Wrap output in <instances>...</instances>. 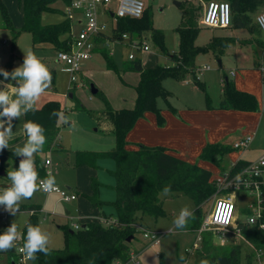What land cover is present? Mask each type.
<instances>
[{
  "label": "rangeland",
  "instance_id": "rangeland-1",
  "mask_svg": "<svg viewBox=\"0 0 264 264\" xmlns=\"http://www.w3.org/2000/svg\"><path fill=\"white\" fill-rule=\"evenodd\" d=\"M149 15L153 20V28L161 30L164 34V42L167 51H162L152 38V31L147 30L143 36L133 33L134 38H142L149 46L148 51L136 50L132 46L115 43L114 59L118 68H122L124 62L129 60V54L133 53L136 58L142 60L143 66L150 68L156 64L173 66L175 60L171 57L177 54L180 48V35L177 27L182 20L183 8L179 3L187 0H143ZM194 5L202 4L205 8L207 1L189 0ZM14 26L19 29L23 25V11L19 6V0H5ZM54 9L43 13V24H55L67 18L65 14L67 5L61 0L53 4ZM111 4V8H114ZM98 19L106 24L105 33L113 34L115 20L103 7L98 8ZM257 12L252 14L256 20ZM232 19V17H231ZM83 29L82 25L73 23L72 37L78 36ZM213 36L234 37L235 42L226 47V52L220 57L223 68L219 66V58L211 51L197 55L194 72H188L184 79L166 77L163 79V86L170 94L158 98V106L163 111L170 110L173 106L179 109L191 107L193 111L201 108L207 110H221L219 107L222 97L223 82L221 79L225 73L230 80H234L230 75L231 71L237 74L239 79V89L252 92L256 95L259 103L258 111H233L222 116H216L208 120L205 125L206 136L212 138L208 143L215 142L226 146H232L242 134H254L250 147L244 151L234 149L225 156L220 165L211 161H203L199 156L194 159V163L210 169L213 179L221 176L225 171L231 169L232 164L242 156L251 160L258 158L264 153V60L262 59V47L256 41H250L253 37L249 28H220L210 27L201 24V29L196 40L199 46H206ZM264 39V35H260ZM99 49V48H98ZM31 50L48 67L56 70L55 83L40 96L36 102V107L41 108L48 100H57L61 103L62 112L60 118L59 137L61 141L57 146L49 151H40L34 154L39 162H44L46 158L52 164L45 167L49 171L48 175L55 177V184L63 189L70 190L76 194V199L64 201L57 193H45L39 186L38 162L35 160V171L38 174L36 181L38 190L29 199H22L19 205L37 204L41 206L39 213L40 228L48 233L51 248H62L64 246V231L66 228H73V223L77 220L86 225L94 221H100L103 225L106 222L100 219L101 211L92 208L88 203L85 194L92 192L91 176L104 185L99 191L101 199L108 201L104 207V212L110 218L115 219V207L113 201L116 192L113 186L116 184L115 178L110 171L115 168L113 159L105 158L100 160V168L96 171L88 167H76L74 165L75 155L80 150L105 151L111 150L115 145L112 122L104 113V102L99 94L90 92V83L93 82L100 92L107 96L114 108H131L134 106L136 91L134 86L139 82L140 74L137 71L121 70L117 72L108 68L105 57L100 53H95L92 58L84 62L79 72L78 82L72 84L71 72L66 71V66L58 61L57 50L52 45L45 43L34 48L30 32H21L16 40H13L12 32L9 28L0 24V68L10 65L13 69L21 66L27 52ZM209 66L210 69H204ZM195 77L205 83V88L199 87L195 83ZM4 79V78H0ZM75 85V98L69 95L71 87ZM209 98V102L207 100ZM209 103L211 107H208ZM227 111V110H226ZM153 113V112H152ZM156 117V114L153 113ZM144 118V117H143ZM157 120V118H156ZM245 136V135H244ZM133 147V143H130ZM205 147V146H204ZM203 150V148H202ZM202 152V151H201ZM20 159L10 157L5 163L6 172L18 170ZM48 176V177H49ZM46 179V178H45ZM11 186V181L7 175H0V190ZM69 187V188H68ZM163 201V208L166 216L157 219L151 216H144L140 220L141 228L156 229L161 232L160 241L157 244L150 243L148 238L143 236V231L137 233L131 247L140 250L141 264H198V255L191 253L194 245L199 244V234L194 229H175L173 220L179 215L180 210L187 206L194 210L193 200L183 193L177 195H160ZM237 212L240 221H244L248 216V203L254 196L248 192L240 191L237 194ZM213 204V197H210L203 205L204 213L207 215ZM3 215H0V233H4L12 224L17 227L18 239L21 240V232L29 216V211L19 210L15 215L5 210L0 205ZM67 211L70 213L67 214ZM170 229L172 231H170ZM231 235V234H228ZM226 243L238 242L241 245V264H247L251 254L250 264H258L253 247L243 239L234 236H226ZM17 246L13 250L0 251V264H11L10 253H16ZM264 250V249H263ZM160 252V254H158ZM184 257V260H181ZM28 264H38L37 260L31 259ZM264 264V260H263Z\"/></svg>",
  "mask_w": 264,
  "mask_h": 264
},
{
  "label": "trees",
  "instance_id": "trees-1",
  "mask_svg": "<svg viewBox=\"0 0 264 264\" xmlns=\"http://www.w3.org/2000/svg\"><path fill=\"white\" fill-rule=\"evenodd\" d=\"M56 1L58 0H19V6L23 11V25L17 29L13 24L5 0H0V24L11 30L14 41L21 32L26 31L31 33L34 48L48 43L57 51H68L73 42V23L71 20L67 17L55 24H43L42 22L43 13L53 10V4ZM61 1L66 5L72 2V0ZM227 1L230 2L232 14L229 27L249 28L253 34L250 41H256L262 47V59L264 60V39L260 37L262 32L252 17L254 12L264 8V0ZM179 5L183 8L182 20L177 27L180 35V48L177 54L171 56L175 60L173 66L156 64L146 68L143 66L142 60L135 57L124 62L122 68H118L114 57L109 55L107 48L95 50L105 57L108 68L117 72L133 70L140 74L139 82L134 86L136 97L134 106L131 108H114L106 95L102 94L100 90L97 92L104 102V113L112 122L114 147L105 151L80 150L76 152L74 160L76 167H89L95 170L100 168V160L105 158L114 160L115 168L110 171L116 181L113 186L116 197L112 202L115 207L114 223L103 225L100 221H92L79 229L66 228L64 246L55 249L47 245L49 249L47 255L43 252L35 254V260L38 264H114L117 260L126 261L132 250L131 244L137 237V233L141 231L136 226L137 224L140 225V220L144 216H151L155 219L166 216L160 197L166 186L171 189L170 195L183 193L190 197L195 204L194 215L188 220L186 229L197 230L201 226L205 217L203 205L217 190L212 171L198 163L182 159L164 146L135 143L133 148H130L128 147L130 142L127 139L128 133L138 119L143 118L147 112L156 114L159 126L165 124V117L157 103L160 96L166 98L170 94L163 86V79L166 77L184 79L188 72L195 71V60L198 54L211 51L220 58L226 47L236 40L229 36H214L206 46L197 45L196 40L201 29L204 7L201 3L194 5L189 0L185 3H179ZM147 30L152 31V38L161 50L167 51L164 34L161 30L153 28V20L147 8L139 18L129 16L118 18L115 21L113 34L107 35V37L113 38L123 32L137 33L139 36H143ZM219 66L223 68L222 62ZM2 69L9 73L14 70L10 65H6ZM48 69L52 76L51 83L54 84L56 70L54 68ZM223 76L222 97L219 104L221 109L248 112L259 110L258 99L254 93L237 88L234 80H230L225 73ZM0 78L4 77L0 75ZM9 79L12 80L11 77ZM12 81L16 85V81ZM194 81L199 87L205 88V83L199 78L195 77ZM75 88L73 85L70 89L71 98H75ZM207 100L209 102V98ZM207 104L208 107H211L209 103ZM53 111L62 112L61 103L57 100H48L41 108L34 107L33 111L25 114V122L34 121L44 129L43 134L46 137V142L40 151L49 152L56 146L61 116L52 115ZM170 111L178 114L177 109L173 106L170 107ZM24 139L27 140L25 133ZM233 150L232 146H226L219 142L208 143L199 157L204 161H211L220 165L221 160ZM10 157L18 159L20 156H16L14 150L4 149L0 151V175L1 172L7 175L5 163ZM34 160L38 162L39 177L45 178L44 164L39 162L37 157H34ZM248 162L238 159L231 166V173L237 172ZM103 185L96 176H92V192L85 194V197L92 208L101 211L102 217L110 218L103 211L108 201L99 196V191ZM19 210H27L30 213L21 232V243L24 244L28 226L40 227L41 206L37 204L19 205ZM214 238L215 232L213 230L205 231L202 234L201 241L195 249L199 257L198 264L204 260L208 261V264H241L240 243L222 244L214 242ZM243 240L250 244L253 250L264 249V229H245ZM12 250L13 248L9 251ZM10 257L11 259L14 257L13 252L10 253ZM250 257L251 254L247 264H250Z\"/></svg>",
  "mask_w": 264,
  "mask_h": 264
},
{
  "label": "built area",
  "instance_id": "built-area-1",
  "mask_svg": "<svg viewBox=\"0 0 264 264\" xmlns=\"http://www.w3.org/2000/svg\"><path fill=\"white\" fill-rule=\"evenodd\" d=\"M111 4H114V8H111ZM222 5H228L226 21L222 20ZM103 7L116 21L120 17H134L139 18L143 15L146 8V4L143 0H72L71 4L67 5L65 14L71 20L72 23L83 24V29L79 32L78 36L73 38L71 49L68 51L58 50V61L66 66V69H71L72 84L78 82L79 72L83 63L92 58L97 48H107L109 55H114V44L120 43L132 46L136 50L148 51L149 46L142 38H134L130 32H123L116 37L105 36L106 24L101 23L98 19V8ZM231 5L227 0H208L205 4L204 13L201 18V23L210 27H229L231 24ZM264 18V10L260 11L256 17V22L264 35V28L261 27V19ZM133 53L129 54V59H134ZM204 69H210L209 66H205ZM232 75H235L234 71H231ZM224 82V77L222 78ZM254 134L245 135L233 143V148L236 150L244 151L250 147ZM237 161V160H236ZM235 161V162H236ZM234 162V163H235ZM233 163V164H234ZM52 164L49 158L45 159V167ZM232 164V165H233ZM47 174L49 171H46ZM241 173L242 181L235 183V176ZM45 178H39V188L49 194L57 193L60 199L64 201H71L76 199V194L70 190L63 189L55 184V189L51 191H44L40 187V182ZM217 187L216 192L213 194V204L210 208V212L205 215L201 226L197 229L199 234V243L202 238V234L205 231L213 230L215 232L214 242L226 243V236H234L239 239H243V231L245 229H264V153L258 158L248 162L246 166L239 169L235 173L231 171H225L221 176L214 179ZM242 192H248L254 196L248 203V216L244 221H240L237 204V194ZM0 215H3V210L0 209ZM227 220V224L217 223V218ZM106 222V225L113 224L112 218H101ZM137 228L143 231V236L148 238L150 243L157 244L160 241L161 232L156 229L141 228V225L137 224ZM83 227L79 222L73 223L74 229ZM231 234V235H228ZM17 256L11 259L14 264H28L29 260L25 254L20 251L23 247L21 240L19 243H14ZM198 245V244H197ZM197 245H194L191 249V253L195 252ZM258 264H263L264 250L254 249ZM160 254V252H158ZM114 264H141L140 252L137 250H131L130 256L126 261H115Z\"/></svg>",
  "mask_w": 264,
  "mask_h": 264
},
{
  "label": "clouds",
  "instance_id": "clouds-1",
  "mask_svg": "<svg viewBox=\"0 0 264 264\" xmlns=\"http://www.w3.org/2000/svg\"><path fill=\"white\" fill-rule=\"evenodd\" d=\"M222 20L226 21L228 5H222ZM261 27L264 28V18L261 19ZM71 71V69H66ZM0 75L5 80L11 77L16 81L14 89L15 99L4 88L0 89V151L9 147V140L12 137V128L14 119H18L21 115L34 110V105L40 96L51 85L52 76L48 67L38 58L31 50L24 57L23 64L15 68L11 73L0 68ZM2 83V81H0ZM52 115L60 117L62 114L53 111ZM27 140L23 147L17 146L14 151L16 156H23L19 163L18 170L7 172V178L11 181V186L0 190V205L5 210L15 215L19 211V202L22 199H29L34 192L38 190L37 179L38 174L35 171L34 154L42 150L46 142L44 129L34 121H27L23 125ZM242 181V174L238 173L235 183ZM40 187L44 191L55 189V177L49 176L40 182ZM171 191L170 187L163 189V195H168ZM194 215L193 210L189 207H183L179 215L173 220L175 229L184 230L187 227L188 220ZM217 223L227 224V220L217 218ZM170 231H172L170 229ZM18 239L17 227L12 224L3 234H0V251H8L14 247V242ZM49 243V235L43 232L38 226L29 225L27 235L24 238L23 247L20 251L26 255L28 259H35L37 252L48 254L47 247ZM184 260V257H181ZM158 259L155 261L157 264ZM201 264H208V261H201Z\"/></svg>",
  "mask_w": 264,
  "mask_h": 264
},
{
  "label": "crops",
  "instance_id": "crops-1",
  "mask_svg": "<svg viewBox=\"0 0 264 264\" xmlns=\"http://www.w3.org/2000/svg\"><path fill=\"white\" fill-rule=\"evenodd\" d=\"M262 10H264V8H261L258 11V13ZM76 24L83 26V24L81 23H76ZM225 28H228V27H225ZM104 34L107 36L106 33ZM220 37H223V36H220ZM225 52H226V49L224 53ZM219 60L221 59L219 58ZM230 75L233 78H235L236 87L240 88L239 79L237 78V74L235 73V75H232L230 72ZM0 81H2V83H0V89L4 88L6 91L9 92L12 98L15 99L14 89L16 85L13 83V81L10 79H7V80L0 79ZM34 107H36V105H34ZM232 110L234 109H225V111L224 110L223 111L221 110H210L209 111L205 108H201L197 111H193L191 107H186L185 109H179L178 114H175L170 110L164 109L162 111L165 117V124L163 126L158 125L156 117L153 114L154 112L153 113L147 112L144 118L138 119V121L136 122L132 130L128 133L127 139L130 143H133V144L142 143L148 146H157V145L164 146L168 148L175 155L181 157L182 159L194 163L193 158L196 159V157L199 156V154L201 153L202 148H204V146L206 145V141H209V139L210 140L212 139V138L208 139V137L206 136V132H205V127H206L205 125H207L208 120L211 118H215L218 115L222 116L225 113H229ZM231 113H233V111L230 112V114ZM12 123H13L12 137L9 140V147L6 148L8 150H14L17 146L23 147L26 142V140L24 139L25 132L23 129V125L25 123V114L21 115L18 119H14ZM244 135L246 134H242L241 136H239V138L243 137ZM239 138H237L236 140H238ZM214 140L215 142H217L216 140H220V139H214ZM60 141H61V138L59 137V134H58L56 138V146L58 142ZM58 145L60 146L61 144H58ZM244 154H246V152H244ZM244 154L242 156H244ZM242 156L240 155L238 159L251 161L250 158L249 159L243 158ZM43 164H45V161L43 162ZM48 176L49 175L46 172L45 178H47ZM69 213L70 212L67 211V214ZM101 218H106V217L100 216V219ZM94 221H97V220L95 219ZM76 222H79V221L77 220ZM137 251L141 252L140 250H137Z\"/></svg>",
  "mask_w": 264,
  "mask_h": 264
},
{
  "label": "water",
  "instance_id": "water-1",
  "mask_svg": "<svg viewBox=\"0 0 264 264\" xmlns=\"http://www.w3.org/2000/svg\"><path fill=\"white\" fill-rule=\"evenodd\" d=\"M218 62L220 64L221 63V60H219ZM98 91H99L98 87L93 82H91L90 83V92L92 94H97ZM19 159L21 161L22 159H24V157L23 156H20ZM4 174H5L4 172H1V175H4ZM83 226H85V225H83ZM12 264H14V261L13 260H12Z\"/></svg>",
  "mask_w": 264,
  "mask_h": 264
}]
</instances>
